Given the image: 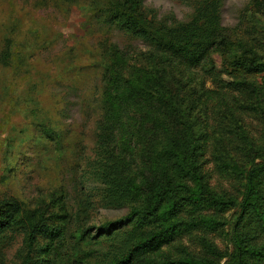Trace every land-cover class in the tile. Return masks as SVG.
I'll return each mask as SVG.
<instances>
[{
	"label": "rangeland",
	"instance_id": "374dc122",
	"mask_svg": "<svg viewBox=\"0 0 264 264\" xmlns=\"http://www.w3.org/2000/svg\"><path fill=\"white\" fill-rule=\"evenodd\" d=\"M202 1L0 0V214L15 203L24 220L60 216L65 228L47 255L29 256L18 228L0 235V264L115 263L128 240L121 222L132 205L110 199L105 161L123 163L114 176L125 170L159 178L165 167L157 155L175 140L197 146L200 176L227 204L205 212L207 223L191 234L133 264L231 262L235 230H252L246 218L235 229L244 180L264 162V69L244 71L232 58L264 61V0H212L216 46L195 66L109 17L120 2L148 22L174 28L192 23ZM109 225L121 243L101 234ZM39 240L41 249L47 243ZM263 244L264 237L256 246Z\"/></svg>",
	"mask_w": 264,
	"mask_h": 264
},
{
	"label": "trees",
	"instance_id": "16d2710c",
	"mask_svg": "<svg viewBox=\"0 0 264 264\" xmlns=\"http://www.w3.org/2000/svg\"><path fill=\"white\" fill-rule=\"evenodd\" d=\"M116 4L112 3L113 8L110 10L109 17H113L114 22L121 24L123 31L140 37L158 51L181 59L190 66L200 64L216 46L215 30L211 24L217 20V10L212 0L202 1L192 23L174 28L148 22L137 15L131 7L122 5L120 2ZM232 63L244 71L255 72L264 69V61L257 57L247 60L243 57H233ZM119 107L115 106L113 110ZM104 125V129L106 128L108 132L111 124L107 121ZM121 148L125 147L121 146ZM196 148L194 144L180 140L172 141L160 148L157 165L165 169L159 178L155 179L139 178L135 174V176L128 174L125 170L114 176L112 170L124 167L123 163L119 161L116 165V162L109 164V160L105 161L104 171L108 173L110 180L108 184L111 188L110 199L121 198V203L132 205L129 217L121 222L124 224L123 228L127 229V232L121 235L130 230L127 235L128 240L121 244L122 248L117 261L114 263V260L110 264H133L136 263V257L159 252L163 247L170 246L191 234L193 228L207 223L203 217L205 212L212 209L221 210L227 204L225 199L216 197L212 193L208 181L200 176L201 168L197 163ZM108 153L109 149L103 154L105 159H108ZM172 170L179 175L180 180H176L170 174ZM244 181V193L242 202L238 205L239 218L235 229L237 224L239 225V222L246 218L247 225L252 226V230L243 233L235 230L237 233L235 251L228 264H250L248 259L254 256L262 257L258 259L257 264H264V246H256V243L264 237L261 235L264 234V162L252 167ZM22 213L19 205L15 203L6 205L0 214V235L7 234L15 228L22 230L29 256L34 251L47 255L49 245L64 240L65 228L61 226L63 217L46 218L44 215L37 214L28 221L23 219ZM180 214L191 218L193 222L188 225L177 221ZM112 230V225H109L101 228L100 232L103 235H109ZM115 233L111 234L114 235L113 240L121 243L117 240L120 237V231ZM111 235L109 238L112 237ZM143 235L148 238L137 243L138 237ZM39 239L47 243L41 249L37 248ZM115 255L117 256V253ZM179 264L203 263L190 260Z\"/></svg>",
	"mask_w": 264,
	"mask_h": 264
}]
</instances>
